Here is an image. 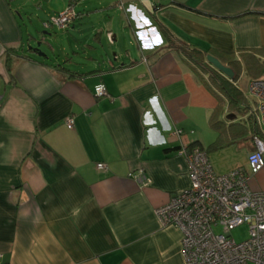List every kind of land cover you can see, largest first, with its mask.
<instances>
[{
    "label": "crops",
    "instance_id": "crops-1",
    "mask_svg": "<svg viewBox=\"0 0 264 264\" xmlns=\"http://www.w3.org/2000/svg\"><path fill=\"white\" fill-rule=\"evenodd\" d=\"M35 1L0 0V264H184L181 232L154 214L189 185L178 150L206 151L221 137L206 151L214 171L246 167L257 118L247 84L264 71L251 75L242 63L236 112L162 30L240 60L264 50V0H67L48 15L74 5L59 28L74 59L62 61L31 45L19 10ZM218 105L216 130L209 117ZM249 184L264 190V167Z\"/></svg>",
    "mask_w": 264,
    "mask_h": 264
},
{
    "label": "built area",
    "instance_id": "built-area-1",
    "mask_svg": "<svg viewBox=\"0 0 264 264\" xmlns=\"http://www.w3.org/2000/svg\"><path fill=\"white\" fill-rule=\"evenodd\" d=\"M75 16L74 5L69 4L51 15L46 24L66 28ZM94 92L98 97L104 95V84L95 85ZM247 93L255 104L259 134L253 137L246 167L216 173L204 149L182 146L178 154L186 161L189 185L154 211L161 226L181 232L184 264H264V190L252 189L249 184L251 176L264 167V78L249 80ZM65 125L72 127V116L65 119ZM105 167L103 162L96 163L97 169ZM134 179L142 186L149 183L142 172ZM241 224L247 225L248 236L238 242L230 233ZM217 226L218 232L214 230Z\"/></svg>",
    "mask_w": 264,
    "mask_h": 264
},
{
    "label": "trees",
    "instance_id": "trees-1",
    "mask_svg": "<svg viewBox=\"0 0 264 264\" xmlns=\"http://www.w3.org/2000/svg\"><path fill=\"white\" fill-rule=\"evenodd\" d=\"M162 34L168 44V48H172L182 52L187 60H189V62L192 64L194 70L202 76L204 83L217 93L218 97L220 98L219 104L223 103L224 99H226L229 106L234 108L236 112H240V107H238V105L244 102L245 97L242 91L236 85V81L238 80L241 73L242 63L244 64V69L245 71H247V73H250L254 76L260 74L261 71H264V59L260 58V56H264V50H253L249 52L243 51V53H240L241 55L239 60L234 57L232 53L216 51L217 55H215L211 54L208 50H201L194 46L181 43L167 29L162 30ZM207 54L215 56L220 60L222 64L230 67L234 73L233 77L229 79L225 77L221 72L214 69L206 61ZM221 113L222 106L218 105L212 111L209 117L210 126L216 130L222 128L224 124V121L221 119ZM230 115L236 117V114H234V112ZM252 122L254 125V137L255 135L259 134V131L254 117H252ZM222 143L223 139H221V137H218V139L214 143L208 146V149L206 151L217 147ZM194 145L195 144H190L187 146L192 147Z\"/></svg>",
    "mask_w": 264,
    "mask_h": 264
},
{
    "label": "rangeland",
    "instance_id": "rangeland-1",
    "mask_svg": "<svg viewBox=\"0 0 264 264\" xmlns=\"http://www.w3.org/2000/svg\"><path fill=\"white\" fill-rule=\"evenodd\" d=\"M38 1L39 0H36L35 2H30L25 7H23L22 11L19 10L21 15H23L22 18H23L24 28H25V25H27L28 29H30L31 34L33 36V40H31V45L33 47L39 48L37 52V54L39 55H43L44 53L47 55L50 54L49 58L50 56L58 57L61 59V61L65 55H68L69 56L68 58H73V55L71 52V50H73V47H71L70 42H67L68 34L62 32V29L60 30L59 28L53 25L49 26V30L46 29V27L42 28L43 25L41 22L43 20L48 21L49 20L48 15H50V13H52L53 11H57L63 8L66 5L67 0H46V1H41L36 6L32 4V3H37ZM27 17L29 18V21L27 20ZM75 23H77L76 25H79L78 23L80 22H75ZM81 24L85 25V22L81 21ZM44 41L46 43H43ZM38 42H42L41 45L37 46ZM62 46L63 47L65 46L64 50L61 49ZM97 46L101 47L100 45H97ZM103 46L104 47L101 50L106 49L108 45L104 43ZM81 50L82 49H80L79 56L83 54ZM101 52L102 54H104V51H101ZM79 56L75 57V59L77 60ZM79 59H82V57ZM214 230L218 232L220 231V228L217 226L214 228ZM230 234H231V237L234 238L238 242L246 239L248 236L247 225L241 224L235 227L231 231Z\"/></svg>",
    "mask_w": 264,
    "mask_h": 264
},
{
    "label": "water",
    "instance_id": "water-1",
    "mask_svg": "<svg viewBox=\"0 0 264 264\" xmlns=\"http://www.w3.org/2000/svg\"><path fill=\"white\" fill-rule=\"evenodd\" d=\"M41 1H46V0H39L37 3H32L34 6L38 5ZM42 42H38L37 46H39ZM46 43V42H45ZM206 61L217 71L221 72L225 77L231 79L234 75L233 70L222 64L218 58L211 54L206 55Z\"/></svg>",
    "mask_w": 264,
    "mask_h": 264
}]
</instances>
